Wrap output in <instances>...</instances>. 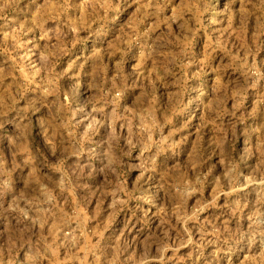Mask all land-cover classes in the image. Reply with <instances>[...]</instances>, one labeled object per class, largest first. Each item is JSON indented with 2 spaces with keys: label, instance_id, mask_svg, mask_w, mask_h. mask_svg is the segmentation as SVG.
I'll return each instance as SVG.
<instances>
[{
  "label": "clouds",
  "instance_id": "9594fccd",
  "mask_svg": "<svg viewBox=\"0 0 264 264\" xmlns=\"http://www.w3.org/2000/svg\"><path fill=\"white\" fill-rule=\"evenodd\" d=\"M262 48L264 0H0V264H264Z\"/></svg>",
  "mask_w": 264,
  "mask_h": 264
},
{
  "label": "rangeland",
  "instance_id": "374dc122",
  "mask_svg": "<svg viewBox=\"0 0 264 264\" xmlns=\"http://www.w3.org/2000/svg\"><path fill=\"white\" fill-rule=\"evenodd\" d=\"M214 3L217 5H221L225 8H234L236 0H213ZM127 16V12H122L121 13V20L124 19V17ZM131 23V21L129 22ZM109 33L112 31H115V26H107ZM127 29V26H126ZM126 29H123L121 31H126ZM64 45V55L61 56L60 58V63L62 64L64 59H66L69 56L77 55L80 53L87 54L88 48L91 44V39L90 38H83V34H79V38H77V34H63V35H58L53 39V44L54 45H59V44ZM261 54L264 55V48L261 49ZM186 95H191V92L189 91L186 93ZM247 107V105H245ZM193 110V106H189V108L186 110L185 115L189 111ZM203 119L204 115L200 110H196V115L192 117L191 121L187 122L186 129L191 128L193 124L196 123L197 119ZM177 119H183V117H178ZM173 123L175 124L176 121L174 120ZM207 139V130L204 131L202 134V141L201 144H203V141ZM126 179L129 184L132 183L133 176L130 174H126ZM138 183L141 184H150L151 181L147 179V177L141 178L140 180L137 181ZM223 199V198H222ZM128 220H131V216L129 215ZM128 220L125 221V223H128ZM132 223H135L134 220H132Z\"/></svg>",
  "mask_w": 264,
  "mask_h": 264
}]
</instances>
